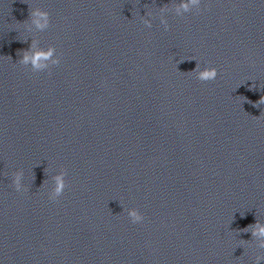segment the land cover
<instances>
[{"label":"clouds","instance_id":"9594fccd","mask_svg":"<svg viewBox=\"0 0 264 264\" xmlns=\"http://www.w3.org/2000/svg\"><path fill=\"white\" fill-rule=\"evenodd\" d=\"M200 3H201V0H188L187 3H182L181 7L183 8L184 11H188L189 10V4L198 5ZM30 15H40V16H43L45 18V20H47V14L46 13H30ZM37 23H39V22H37ZM40 26L43 27V25H40ZM50 55H51V52H49V53L38 52L30 58L27 54H24L22 56V59L19 61V63L27 64V63H29V61H31L34 68H39V67H41L39 62L42 59H47ZM193 71H195V69H193ZM217 75H218L217 69L215 67H211V68H208V69L201 71L199 73L198 79L200 81H203V82L212 81V80L216 79ZM262 104H264V96H262L260 98V100L256 102V104L254 106L258 107V105H262ZM19 180H20V175L17 174L16 180L14 181V187H15L16 191H18V192L25 191L21 188ZM64 190H65V184H64L62 176L57 177L56 194L58 196H61L63 194ZM53 201H55V200H53ZM129 216H130V219L133 223L141 222L144 219L142 213L139 210L130 211ZM250 227L253 228V232H252L253 236L264 237V225H260L259 223H257L256 225L250 226ZM246 230L247 229H245V231ZM261 246L264 247V244H262Z\"/></svg>","mask_w":264,"mask_h":264}]
</instances>
